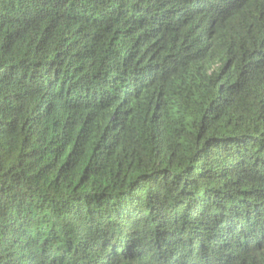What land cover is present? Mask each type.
Masks as SVG:
<instances>
[{"label":"trees","instance_id":"16d2710c","mask_svg":"<svg viewBox=\"0 0 264 264\" xmlns=\"http://www.w3.org/2000/svg\"><path fill=\"white\" fill-rule=\"evenodd\" d=\"M0 264H264V0H0Z\"/></svg>","mask_w":264,"mask_h":264}]
</instances>
